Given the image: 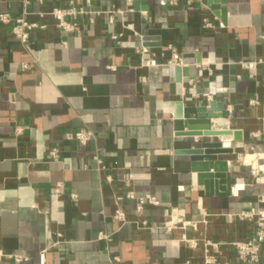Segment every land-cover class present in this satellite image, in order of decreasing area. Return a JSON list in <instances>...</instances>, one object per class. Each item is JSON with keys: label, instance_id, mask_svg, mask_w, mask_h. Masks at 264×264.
<instances>
[{"label": "crops", "instance_id": "0c3cea01", "mask_svg": "<svg viewBox=\"0 0 264 264\" xmlns=\"http://www.w3.org/2000/svg\"><path fill=\"white\" fill-rule=\"evenodd\" d=\"M221 7L224 21L202 0H0V13L45 27L22 44L0 24L4 254L27 257L22 264H41V254L43 264H240L230 244L247 241L254 226L234 216L264 210V0ZM54 8L74 9L65 19L81 35L62 32ZM185 54L198 62L182 65ZM176 65L189 75L180 95L171 90ZM212 97L223 118L211 128L240 140L177 136L176 103L208 109ZM81 130L93 135L83 146L74 138ZM201 143L230 151L216 155L235 180L230 195L208 196L198 185L182 152ZM128 191L158 202L143 207L149 228L136 226L131 202L126 223L113 219L115 197ZM173 209L185 226L166 231Z\"/></svg>", "mask_w": 264, "mask_h": 264}, {"label": "built area", "instance_id": "2783aa9c", "mask_svg": "<svg viewBox=\"0 0 264 264\" xmlns=\"http://www.w3.org/2000/svg\"><path fill=\"white\" fill-rule=\"evenodd\" d=\"M38 3H42L43 0H36ZM27 1H25V5H27ZM87 4L89 2L87 1ZM172 4H175L172 1ZM77 12L74 9L63 10L59 8H54L50 15L57 21V27L64 33H76L78 36L81 35V31L77 29V25L75 23H70L66 21L67 16H73ZM80 13H83L82 11ZM112 13L108 15V21L110 23L113 22ZM203 25L205 28H210L211 23L206 19H203ZM0 24L2 25H10V33L12 37L19 41L22 44H25L28 39L29 32L33 29H44V26H38L34 23L26 22L22 17L13 19L9 14L0 13ZM113 40H116L117 37H112ZM264 63V61H260ZM26 66H23L25 68ZM93 137L92 133L89 131L81 130L74 134L75 140L80 145H86L88 141ZM48 157L52 160L57 158V150L52 149L48 153ZM94 160L101 166V161L94 157ZM102 167V166H101ZM103 168V167H102ZM260 172L258 170L252 171L253 175H258ZM264 173V171H263ZM108 180L111 181V178L108 177ZM124 184L129 185V179L125 180ZM55 191L59 193L61 191V185H56ZM127 202H131L134 204V213L136 215L135 224L138 228L147 229L149 225L146 220L141 217L143 207L148 204L152 206L158 205L156 199L150 195H145L142 197H137L132 191L126 192L124 195H118L114 199L115 210L113 213V219L119 223L124 224L127 222V215L124 210V206ZM259 203H264V193L258 200ZM239 221H247L254 226L252 236L245 242L241 243H231L230 246L234 249L236 259L240 264H256L260 260V254L262 245L264 244V210L259 209L258 207H252L247 211H242L234 216ZM185 226V222L183 221L182 216L178 213L176 209L171 211V215L169 220L164 225V229L166 231H170L176 226ZM106 238L105 236L100 234V237ZM182 241L186 243L189 247L193 248L196 246V242L193 240L182 238ZM208 246L209 243H206ZM7 260L11 261L14 264H22L28 262V258L21 255H7L2 252L0 249V261ZM118 261V258L114 259ZM40 263L43 264V255H40Z\"/></svg>", "mask_w": 264, "mask_h": 264}, {"label": "water", "instance_id": "95a60500", "mask_svg": "<svg viewBox=\"0 0 264 264\" xmlns=\"http://www.w3.org/2000/svg\"><path fill=\"white\" fill-rule=\"evenodd\" d=\"M202 3L207 6L216 15H219L224 21L226 11L223 7L225 0H202ZM135 8L138 10L137 3ZM144 37L142 39L143 46H150L148 42L151 39ZM152 41H154L152 39ZM182 65H192L194 60L198 62V58L193 54H185L181 57ZM171 76V90L174 88L175 92L180 95L183 78H189L186 67L176 65L170 67ZM202 95V92H197ZM186 96V99H190ZM223 118V106L216 103L215 97H212L211 102L207 106H184L182 102L176 103L175 117L173 121V128L177 136L182 137H218V136H232L234 141L240 140L237 132L228 130L212 129L211 126L217 124L219 119ZM187 129V132L184 130ZM230 153L228 149H221L219 143H201L198 149H189L182 152L188 155L191 161V171L197 173V182L199 186H203L205 194L208 196L221 195L228 196L231 192V186L234 185L235 180L230 177L225 162H218L216 155ZM213 170V173H209Z\"/></svg>", "mask_w": 264, "mask_h": 264}]
</instances>
